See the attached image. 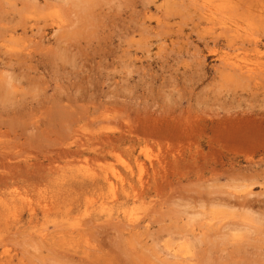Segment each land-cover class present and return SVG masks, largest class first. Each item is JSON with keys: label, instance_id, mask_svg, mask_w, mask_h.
Instances as JSON below:
<instances>
[{"label": "rangeland", "instance_id": "1", "mask_svg": "<svg viewBox=\"0 0 264 264\" xmlns=\"http://www.w3.org/2000/svg\"><path fill=\"white\" fill-rule=\"evenodd\" d=\"M258 1L0 0V264H264Z\"/></svg>", "mask_w": 264, "mask_h": 264}, {"label": "bare ground", "instance_id": "2", "mask_svg": "<svg viewBox=\"0 0 264 264\" xmlns=\"http://www.w3.org/2000/svg\"><path fill=\"white\" fill-rule=\"evenodd\" d=\"M220 3L219 4H217V5H212V4H206L205 6H202V8L205 10V13H203L204 15H208L207 16V18L208 17H211V18H213V19H216L217 17H218V19H220V18H222V17H224L223 15H225L226 13H227V11H229V9L230 8H233V7H235L236 6V3H235V5H230L229 6V3H225V1L226 0H218ZM255 1V0H254ZM258 1V0H257ZM260 1L261 0H259L258 1V5H261L262 4V7H263V5H264V2L262 3V1H264V0H262L261 1V4H260ZM171 2H173V1H171ZM186 2V1H185ZM184 2V3H185ZM195 2V4L197 5V3H196V1H194ZM242 3H243V1H241ZM245 2V1H244ZM253 2V1H252ZM187 3V2H186ZM181 4H183V2H181ZM189 4V3H188ZM193 4L194 3H192L191 5L193 6ZM190 5V4H189ZM202 5V4H201ZM201 5L200 6H198V7H200L201 8ZM244 5V4H243ZM251 4L249 3V6H250ZM179 6H182V5H178V7ZM186 6V5H185ZM195 6V5H194ZM247 8H248V6H246ZM251 7V6H250ZM201 8V9H202ZM246 8V9H247ZM202 9V10H203ZM197 10V9H196ZM199 10V9H198ZM256 12V11H255ZM263 12V11H262ZM259 13V12H258ZM264 13V12H263ZM214 15H217V16H214ZM259 15H260V13H259ZM219 16H221V17H219ZM217 19V20H218ZM233 63V62H232ZM231 65V64H230ZM232 66L233 67H235V69L237 70V71H239V74H242V76H240V77H242V79H244V77L243 76H246V78H247V76H248V78H249V76H252V79H253V71H252V68H249V67H247V66H242V65H240V64H232ZM234 69V68H233ZM235 69H234V71H235ZM253 80H255V79H253ZM249 81H251V79L249 80ZM107 139L109 138V137H106ZM105 138V139H106ZM106 139V140H107ZM110 140H111V138H110ZM107 141H109V139L107 140ZM84 143V142H83ZM81 145H82V143H81ZM84 146V145H83ZM101 182H104V183H107V184H110V177H109V175L108 174H106V173H104V175H102L101 176V180H100ZM130 220H132V219H130ZM134 220H136V218H134L132 221H134ZM131 221V223H133ZM136 222V221H135Z\"/></svg>", "mask_w": 264, "mask_h": 264}]
</instances>
